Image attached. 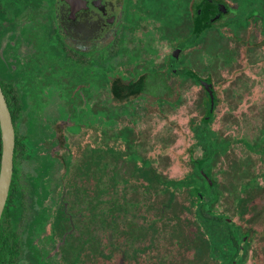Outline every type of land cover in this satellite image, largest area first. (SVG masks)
Here are the masks:
<instances>
[{"label":"flooded vegetation","instance_id":"flooded-vegetation-1","mask_svg":"<svg viewBox=\"0 0 264 264\" xmlns=\"http://www.w3.org/2000/svg\"><path fill=\"white\" fill-rule=\"evenodd\" d=\"M0 13L16 110L1 264H264V121L252 138L223 127L248 103L264 113V0H5ZM188 89L167 176L171 145L144 124L178 116Z\"/></svg>","mask_w":264,"mask_h":264},{"label":"rangeland","instance_id":"rangeland-1","mask_svg":"<svg viewBox=\"0 0 264 264\" xmlns=\"http://www.w3.org/2000/svg\"><path fill=\"white\" fill-rule=\"evenodd\" d=\"M256 55H258L256 57V60L258 59H263L264 55L260 54V52H256ZM243 88H245L243 86ZM244 90H240V93L243 92ZM236 94V92H234ZM195 94H192V92L188 89L187 92L184 94L183 98L184 100L182 101L183 103L185 102L184 106H182V108H178L181 113L178 114V116L176 115L174 109H166V114H167V123L163 124L161 123V119H157V118H152L151 116L147 117V121L150 120L152 118V120L149 123H145L144 126L149 127L151 126L154 121V124H156L155 130H157V128H159V132H161V136H165V140L168 144L171 145V152H169V155L167 156V158L162 159L160 162V164L162 165V167H165V172L166 175L169 176V174H172L174 166H175V157L173 152H175V150L177 149V145L178 148L180 147V143H181V138L179 136H177L178 132L176 129V123L180 120V118L182 117H186L187 114L189 112L194 111V108L190 104V102L194 99ZM252 104V105H251ZM247 105H249V107H247L246 112L240 116V118L236 121V123L234 124V128H232V124L231 122L233 120H230L228 123H224L223 127L225 126V128H230L231 133L233 134H240V135H245L248 138H252L253 136H255L257 134V132L259 131L260 127L262 126V123L264 121V113L262 114V107L261 106H257L254 107L253 103H248ZM256 109V110H255ZM255 110V111H254ZM197 114V113H195ZM221 119H225L223 116H220ZM154 126V125H152ZM90 133H87L85 135V137L82 139L83 143L89 144L93 146V142H94V132L93 131H87ZM177 133V134H176ZM177 140V141H176ZM74 144H76L77 139L72 141ZM77 147V145H76ZM79 150L76 151L75 153V158L76 160H78V158H80V155L78 152ZM33 164L31 161L27 162L26 164L22 165V167H24L25 169H30L32 168ZM96 212V211H95ZM86 216L88 218H90L89 213H86ZM87 218V219H88ZM170 240H166L165 242L170 245L169 243Z\"/></svg>","mask_w":264,"mask_h":264},{"label":"water","instance_id":"water-1","mask_svg":"<svg viewBox=\"0 0 264 264\" xmlns=\"http://www.w3.org/2000/svg\"><path fill=\"white\" fill-rule=\"evenodd\" d=\"M0 134L2 142L0 166V215L7 199L12 175L14 130L5 97L0 88Z\"/></svg>","mask_w":264,"mask_h":264},{"label":"trees","instance_id":"trees-1","mask_svg":"<svg viewBox=\"0 0 264 264\" xmlns=\"http://www.w3.org/2000/svg\"><path fill=\"white\" fill-rule=\"evenodd\" d=\"M4 1L5 0H0V10H1V7H2ZM0 15H1V13H0ZM3 94L5 96V101L7 103V107H9L8 110H9V112H11L12 118L14 119V115H13V111L12 110H14V111H16V110H15V108L11 107V103L12 102L9 99V94L10 93H6V92L3 91ZM87 163L88 164H94L95 163V158H94L93 155H87ZM87 212L89 214L93 215L95 213V205L94 204H88L87 205ZM94 223H95V217L91 216L90 218H88V226L87 227L88 228H94L95 227ZM0 236H1V234H0ZM0 244H1V237H0ZM1 252L2 251H0V264H1V261H2V253Z\"/></svg>","mask_w":264,"mask_h":264}]
</instances>
